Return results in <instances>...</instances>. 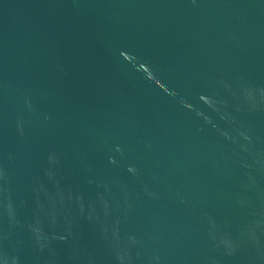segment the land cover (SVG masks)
Here are the masks:
<instances>
[{"label":"water","instance_id":"water-1","mask_svg":"<svg viewBox=\"0 0 264 264\" xmlns=\"http://www.w3.org/2000/svg\"><path fill=\"white\" fill-rule=\"evenodd\" d=\"M0 264H264V0H0Z\"/></svg>","mask_w":264,"mask_h":264}]
</instances>
